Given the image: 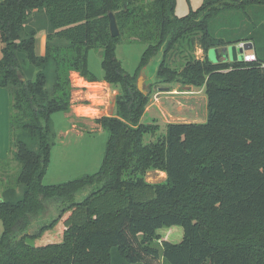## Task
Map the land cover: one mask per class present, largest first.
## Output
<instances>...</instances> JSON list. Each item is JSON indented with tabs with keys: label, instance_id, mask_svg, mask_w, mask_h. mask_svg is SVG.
I'll return each instance as SVG.
<instances>
[{
	"label": "trees",
	"instance_id": "16d2710c",
	"mask_svg": "<svg viewBox=\"0 0 264 264\" xmlns=\"http://www.w3.org/2000/svg\"><path fill=\"white\" fill-rule=\"evenodd\" d=\"M175 5L0 1V88L9 93L11 156L0 166L15 162L11 181L23 188L21 199L0 204V264H264V0H203L183 17ZM39 14L49 21L41 57L35 34L21 35ZM244 43L253 45L254 58L208 59L212 49ZM120 45L145 46L136 70L161 53L156 81L204 89L205 123H170L162 138L144 142L148 97L117 60ZM90 51L101 54V80L118 90L114 116L95 120L107 134L103 161L93 175L45 186L50 118L71 109L70 74L100 80L89 71ZM20 52L40 68L33 81L24 77ZM26 136L37 140L36 150L22 141ZM149 171L166 178L150 184ZM52 207L56 217L37 226ZM42 237L45 244L35 243Z\"/></svg>",
	"mask_w": 264,
	"mask_h": 264
},
{
	"label": "rangeland",
	"instance_id": "374dc122",
	"mask_svg": "<svg viewBox=\"0 0 264 264\" xmlns=\"http://www.w3.org/2000/svg\"><path fill=\"white\" fill-rule=\"evenodd\" d=\"M175 3V15L183 17L190 10H197L203 3V0H175ZM34 17H32L31 22ZM38 17L43 19V24L46 23L49 27V21L45 15L39 14ZM40 23L37 26L41 25ZM23 33L21 35L24 36ZM225 48L219 47L216 50L221 55ZM144 50V45H120L117 46L115 51V56L120 61L124 71L135 76L136 84L137 80L141 78V90L148 97V105L140 120L142 124L149 125V133L144 136V142H154L158 138H162L166 131V125L170 123H205L207 119V104L204 89L156 81L155 72L162 58L161 53L153 61L151 60V63L149 62L146 67L136 70ZM214 50L212 49L208 52V59L212 63H217L216 61L219 62L220 60H218L217 55L212 54ZM40 51L41 48L37 42L35 54L40 56ZM194 54L197 59L201 60L204 58V54L200 49H196ZM249 55L252 56L253 53L250 52ZM1 57L0 51V59ZM18 58L24 77L27 80L33 81L35 73L40 68H36L25 62V54L23 52L18 54ZM101 59L100 52L90 51L88 54L89 71L96 78L100 79L97 81L100 84L82 87V82L76 75L71 73L70 80L73 87L71 110L67 113H55L50 118V158L46 174L42 180V184L45 186L61 184L84 175H93L98 172L102 164L107 134L95 120L102 116H114L115 96L118 94V90H114L107 83L105 85V82L101 80L103 75ZM243 59L249 60L252 58L244 56ZM170 62H174L172 66L179 69V64L181 63L178 57H172ZM49 79H51L50 74ZM48 85L47 89H49ZM8 105H10V100L8 101ZM21 139L27 143L30 149L36 150L38 148L36 139L27 136ZM7 155L9 156L8 159H10V150ZM16 169L17 164L12 161H10L9 168L3 169L0 166V171L3 170V172H0L2 187L5 189L12 188V190L4 192V189L0 187V198L6 202H16L23 195V188L15 187L11 181V178L16 174ZM165 178V173L160 171H149L145 175V181L150 184L163 182ZM83 196H85L84 193L79 194L76 200H80ZM49 212L51 213L45 215L44 219L40 221V225L37 226L46 225L50 222L51 218L56 217L57 212L53 207L49 208ZM37 226L35 225L34 228H38ZM171 229L174 232L177 230L176 232L182 234V230L178 227ZM2 231L3 227L0 220V236ZM44 239L42 237L36 240L35 243L39 245L45 244L42 241ZM60 239L61 236L55 237L52 241H56L57 243Z\"/></svg>",
	"mask_w": 264,
	"mask_h": 264
},
{
	"label": "crops",
	"instance_id": "0c3cea01",
	"mask_svg": "<svg viewBox=\"0 0 264 264\" xmlns=\"http://www.w3.org/2000/svg\"><path fill=\"white\" fill-rule=\"evenodd\" d=\"M1 1V0H0ZM42 22V23H40ZM43 24V19H40L39 17L35 16L33 18V21L31 22V19L28 20L24 27V36L33 32L35 34V47L37 45V42L40 45L41 51L40 56H43L45 53V39L46 34L49 31V27L45 24L43 26L38 24ZM252 52L254 55V49L252 48L251 51L244 52L243 57L253 58V55L248 54ZM242 57V58H243ZM73 75H76L78 79L82 82V87H87L86 85H96L100 84L99 82H87L83 78H81L77 73H73ZM106 85V83H104ZM8 90L4 88H0V161H5L8 159V151H9V109H8ZM85 108V107H84ZM71 110V109H70Z\"/></svg>",
	"mask_w": 264,
	"mask_h": 264
},
{
	"label": "water",
	"instance_id": "95a60500",
	"mask_svg": "<svg viewBox=\"0 0 264 264\" xmlns=\"http://www.w3.org/2000/svg\"><path fill=\"white\" fill-rule=\"evenodd\" d=\"M109 31L111 37L115 38L119 35V31L116 25V22L114 20V17L112 14H109ZM253 45L251 43H244L240 46H229L225 49H223L222 54L220 55L219 52L215 49L212 54H215L218 56V60L220 61H230L235 62L237 60H240L243 57L244 52L252 50ZM214 60V59H213ZM215 61V60H214ZM218 62V61H216ZM24 80V78H22ZM137 87L141 90V78L137 80ZM2 199L0 198V204L2 203Z\"/></svg>",
	"mask_w": 264,
	"mask_h": 264
}]
</instances>
